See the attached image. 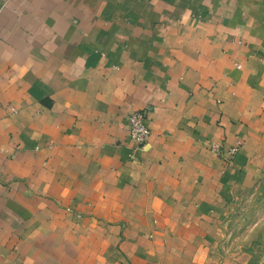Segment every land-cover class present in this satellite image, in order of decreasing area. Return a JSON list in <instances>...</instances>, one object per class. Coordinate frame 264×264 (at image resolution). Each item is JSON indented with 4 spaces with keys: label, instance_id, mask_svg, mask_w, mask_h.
<instances>
[{
    "label": "crops",
    "instance_id": "0c3cea01",
    "mask_svg": "<svg viewBox=\"0 0 264 264\" xmlns=\"http://www.w3.org/2000/svg\"><path fill=\"white\" fill-rule=\"evenodd\" d=\"M263 178L264 0H0V264H211Z\"/></svg>",
    "mask_w": 264,
    "mask_h": 264
},
{
    "label": "rangeland",
    "instance_id": "374dc122",
    "mask_svg": "<svg viewBox=\"0 0 264 264\" xmlns=\"http://www.w3.org/2000/svg\"><path fill=\"white\" fill-rule=\"evenodd\" d=\"M211 251V264H264V178L235 188Z\"/></svg>",
    "mask_w": 264,
    "mask_h": 264
},
{
    "label": "built area",
    "instance_id": "2783aa9c",
    "mask_svg": "<svg viewBox=\"0 0 264 264\" xmlns=\"http://www.w3.org/2000/svg\"><path fill=\"white\" fill-rule=\"evenodd\" d=\"M146 109L134 110L128 115V131L131 145L127 153L130 160H136L138 152L141 151L149 138V128L146 125ZM238 145L231 146L224 151L215 143H210V148L213 151L223 155L226 159H230L238 150Z\"/></svg>",
    "mask_w": 264,
    "mask_h": 264
}]
</instances>
